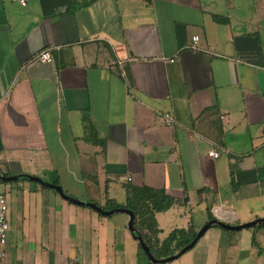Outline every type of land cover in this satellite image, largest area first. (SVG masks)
<instances>
[{
    "label": "crops",
    "instance_id": "crops-1",
    "mask_svg": "<svg viewBox=\"0 0 264 264\" xmlns=\"http://www.w3.org/2000/svg\"><path fill=\"white\" fill-rule=\"evenodd\" d=\"M0 175L2 264H140L127 214L29 176L101 208L161 190L159 240L264 217V0H0ZM256 225L210 226L180 264H235Z\"/></svg>",
    "mask_w": 264,
    "mask_h": 264
},
{
    "label": "trees",
    "instance_id": "trees-1",
    "mask_svg": "<svg viewBox=\"0 0 264 264\" xmlns=\"http://www.w3.org/2000/svg\"><path fill=\"white\" fill-rule=\"evenodd\" d=\"M174 201V198L168 196L161 190L144 186H135L131 187V196L127 198L125 204L108 201V207L103 208L112 209L115 207H126L131 209L135 215L133 224L143 237L144 242L150 248L154 257L164 258L183 248L196 235V230L190 227L188 229L172 230L165 239H158L155 213L165 211ZM99 214L102 215L101 213ZM139 249L142 250L140 245Z\"/></svg>",
    "mask_w": 264,
    "mask_h": 264
},
{
    "label": "water",
    "instance_id": "water-1",
    "mask_svg": "<svg viewBox=\"0 0 264 264\" xmlns=\"http://www.w3.org/2000/svg\"><path fill=\"white\" fill-rule=\"evenodd\" d=\"M18 176H3L0 175V179L1 180H15L17 179ZM30 179L37 181L41 184H44L48 187H51L53 189H55L64 199L78 204V205H85V206H89L92 209L96 210L97 212H100L104 215H111L113 213H125L128 215L129 219L127 222V227L128 230L130 231V233L132 234V237L138 241L140 247L142 248V250L144 251V253L146 254V256L149 258L150 261L155 262V263H160V262H167L170 260H173L175 258H177L178 256H180L182 253H184L186 250L190 249L191 247L194 246V244L196 243V241L199 239V237H201L204 232L213 225H218L221 226L223 228H227V229H241V228H245V227H251L254 226L258 223L264 222V217L261 218H257L256 220L250 221V222H245L242 224H238V225H230L222 220H218L216 218L209 220L208 222H206L203 226H201V228L196 232L195 237L187 244L185 245L183 248H181L180 250H178L177 252H175L174 254L164 257V258H156L154 257V255L152 254V252L150 251V248L147 246V244L144 242L143 237L141 236V234L139 233V231L135 228L133 221H134V212L126 207H119V208H112V209H108L105 210L103 208H101L100 206H98L97 204L93 203V202H82L80 200H77L75 198H72L71 196H68L67 194H65L63 192V189L61 188V186L54 184V183H49V182H44L41 178L38 177H33V176H29Z\"/></svg>",
    "mask_w": 264,
    "mask_h": 264
},
{
    "label": "rangeland",
    "instance_id": "rangeland-1",
    "mask_svg": "<svg viewBox=\"0 0 264 264\" xmlns=\"http://www.w3.org/2000/svg\"><path fill=\"white\" fill-rule=\"evenodd\" d=\"M88 202H90V201H88ZM118 204H122V203H118ZM103 207H108V205L107 204H104ZM105 210H108V208L105 209ZM113 216H127V215L125 213H114ZM102 217L104 218L105 216H102ZM214 227H216V226H213V228ZM250 228L245 227V229H242L241 230L242 232H240V230L232 231L233 238H231V239L233 240V242H234V239L236 237H238L240 233H242V234H249V232H251L253 230V229H250ZM263 229H264V223H263L262 226L256 225V227H254V230L256 231V237L252 236V238L251 237H246L245 238V240L243 241V243H244L243 248H248V249L243 250V253H244L243 254V256H244L243 258H241L239 252H237V251L236 252H233L234 251L233 248H230L231 252H233L231 254L230 260L232 259L235 262V264H253V255H254L253 253H255V254H258L259 256L261 255L260 261L262 262V264H264V230ZM213 231H214V229H213ZM234 232H238L239 234L238 233H234ZM168 235H169V233L166 235V237ZM218 238H219V236L215 238V242L216 243L219 240ZM254 238H255V240L252 242V240ZM250 242H252V243H250ZM216 243H214L213 246H215ZM109 245H111V243H109ZM231 247H235V245L232 244ZM191 249H192V247L190 249L186 250L184 253H182L180 256H178L177 258H175L173 260H170V261H167V262H160V263L161 264H180L182 258H185V260H187L191 256V254H192L191 251H190ZM216 249H218V248H216ZM216 249H212L211 250V252H210L211 259L208 262V264H214V263L215 264H226V262L223 263V262H221L219 260H215V257H216L215 255H220V256L223 257V254L224 253L226 254V251H224V250H222V248H220V252H218ZM192 252H193V250H192ZM249 252H251V254ZM212 256H215V257L212 259ZM139 263L140 264H142V263L152 264L151 262H149L148 257L145 255V253L142 250H140V260H139ZM227 264H231V263L229 262Z\"/></svg>",
    "mask_w": 264,
    "mask_h": 264
},
{
    "label": "built area",
    "instance_id": "built-area-1",
    "mask_svg": "<svg viewBox=\"0 0 264 264\" xmlns=\"http://www.w3.org/2000/svg\"><path fill=\"white\" fill-rule=\"evenodd\" d=\"M22 3H24V0H20ZM197 36L193 37V42L197 41ZM36 59H39L41 61H51L53 56L49 49H44L38 52L35 55ZM163 119L167 125L173 124L175 121L172 118L171 115L168 113L163 114ZM211 157H218L219 152L215 148H211L208 150L207 153ZM128 180H130L128 178ZM8 206H7V200L4 193L0 192V264H2L6 258V242H7V235L10 229L9 221H8Z\"/></svg>",
    "mask_w": 264,
    "mask_h": 264
}]
</instances>
